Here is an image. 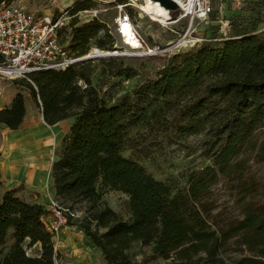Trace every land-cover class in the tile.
<instances>
[{
	"label": "trees",
	"instance_id": "16d2710c",
	"mask_svg": "<svg viewBox=\"0 0 264 264\" xmlns=\"http://www.w3.org/2000/svg\"><path fill=\"white\" fill-rule=\"evenodd\" d=\"M90 1L76 0L73 13L85 9ZM251 5L253 10L257 5L264 11V0H250ZM117 15L115 10L112 17ZM108 21L107 13L80 23L74 19L70 51L82 56L93 45L115 50L121 38L118 33L117 40ZM119 58L115 74L130 77L140 57ZM145 58L152 71L141 77L134 96L127 95L115 104L102 99L92 83L93 59L13 80L29 90L48 124L76 117L53 164L55 200L71 209L79 203L91 204L80 222L72 223L102 250L107 264H131L129 249L136 240L152 244L151 256L171 259L172 264H264V212L252 207L259 192L257 182L245 184V217L230 229L212 228L202 209V200L209 197L221 176L242 170L243 163L233 160L264 126V37L245 25L239 34L217 45ZM206 77L213 80L203 94L179 109L184 123L178 130L182 135L217 130L221 143L214 164L192 173L188 186L176 190L123 154L125 138L155 101L161 99L171 107L173 98L198 87ZM25 112V97L19 91L0 110V122L16 129ZM99 182L129 196V220L100 202ZM45 212L44 206L20 198L15 190L0 194V264H56L55 233L43 221ZM236 234L258 254L227 262L221 253L225 241ZM36 243L41 246L39 256L28 253Z\"/></svg>",
	"mask_w": 264,
	"mask_h": 264
},
{
	"label": "rangeland",
	"instance_id": "374dc122",
	"mask_svg": "<svg viewBox=\"0 0 264 264\" xmlns=\"http://www.w3.org/2000/svg\"><path fill=\"white\" fill-rule=\"evenodd\" d=\"M75 1L6 0L5 3L35 13L59 15L67 10H71L73 13L72 7ZM147 1L91 0L87 2L85 9H98L96 16L100 17L107 13L110 17L108 25L118 40L116 17L113 18L112 15L115 10L119 12L117 4L125 3V10L131 12L146 44L150 47L165 46V48H169L167 52L169 54L196 49L206 44L217 45L223 38L239 34L245 25L264 37V11H261L260 6L257 5V9L253 10L254 5L250 6V0H212L213 12L207 19L195 17L191 22V17L183 15L181 19L179 18L180 20L178 19L174 23L157 21L152 14L146 11ZM183 1L185 3L191 1V11L193 12L194 1ZM112 3L116 4L111 6ZM168 10L172 18H177L182 13L180 6ZM81 17L80 19L83 20L80 22L90 19V13H83ZM185 35L187 36L185 37ZM117 47L119 55L93 59L92 63L95 66L91 77L92 83L99 96L109 104L118 103L127 95L134 96L136 89L141 85V77L152 71L149 60L138 56L140 58L133 65L130 77L115 74L119 57L133 55L129 54L131 51L120 40L117 42ZM0 80V85H2V81L11 83L14 79L0 75ZM212 80V78L206 77L198 87L183 91L172 99L171 107L161 99L155 101L138 123L130 128L125 138L123 154L137 160L152 175L170 183L174 189L186 188L192 173L214 164V154L219 149L221 141L217 130L182 135L178 127L184 121H180L179 109L195 96L203 94L207 84ZM17 86L24 88L20 85ZM233 161H241L243 163L242 170L232 173L230 176H221L219 181L211 187L209 197L202 200L205 217L211 227L218 230L230 229L245 217L246 206L243 204L242 197L246 183L252 181L258 183L259 192L252 207L257 211L264 212V126L254 132L251 140ZM97 190L103 205L110 206L124 219H130L129 196L127 194L110 189L101 182L97 184ZM90 205L87 202L75 205V209L83 211L82 216L76 222H80ZM152 247V244L143 245L139 240L134 241L129 249L131 264H172L171 259L152 257ZM256 254H258V250L248 249L241 243L240 235L236 234L225 241L221 256L229 262L243 256Z\"/></svg>",
	"mask_w": 264,
	"mask_h": 264
},
{
	"label": "built area",
	"instance_id": "2783aa9c",
	"mask_svg": "<svg viewBox=\"0 0 264 264\" xmlns=\"http://www.w3.org/2000/svg\"><path fill=\"white\" fill-rule=\"evenodd\" d=\"M117 7L119 12L115 18L116 28L121 42L131 51L129 54L148 57L168 52L169 48L148 46L139 33L138 24L132 14L125 10L126 4L119 3ZM213 8L211 0H196L194 11H184V14L191 17V22L195 17L205 20L213 12ZM83 13H90L89 18H92L97 15L98 9H82L75 13L67 10L53 15L35 13L5 2L0 3V54L3 58L0 62V75L9 79L28 78L34 71L61 70L80 61L107 56L111 51L94 45L82 56H76L70 51L73 21L76 18L78 22L83 20L80 19ZM134 40L138 44H134ZM111 53L120 54L117 50ZM50 210L53 214L50 229L54 233L62 227L76 226L72 222L83 214L81 210L60 205L55 199L50 204ZM56 264L62 263L57 260Z\"/></svg>",
	"mask_w": 264,
	"mask_h": 264
},
{
	"label": "crops",
	"instance_id": "0c3cea01",
	"mask_svg": "<svg viewBox=\"0 0 264 264\" xmlns=\"http://www.w3.org/2000/svg\"><path fill=\"white\" fill-rule=\"evenodd\" d=\"M2 83L0 110L9 106L20 91L25 97L26 112L16 129L0 122V194L15 190L20 198L44 206L43 221L50 228L53 221L50 204L56 198L53 164L59 159L76 117L48 124L41 106L33 100L29 90L13 82ZM54 241L58 261L62 264H107L102 250L78 224L62 227ZM40 252L39 243L28 249L34 256H39Z\"/></svg>",
	"mask_w": 264,
	"mask_h": 264
},
{
	"label": "bare ground",
	"instance_id": "6f19581e",
	"mask_svg": "<svg viewBox=\"0 0 264 264\" xmlns=\"http://www.w3.org/2000/svg\"><path fill=\"white\" fill-rule=\"evenodd\" d=\"M180 8H182V13L177 18H172L170 16L169 10L162 5L158 0H148L146 11L159 21L160 23H174L179 18L181 19L184 14V11L189 13L191 11V1L189 3H185L183 0H175ZM196 3V0H193ZM192 12V11H191ZM179 19V20H180ZM185 42V41H184ZM134 44H138L136 40L133 42Z\"/></svg>",
	"mask_w": 264,
	"mask_h": 264
},
{
	"label": "water",
	"instance_id": "95a60500",
	"mask_svg": "<svg viewBox=\"0 0 264 264\" xmlns=\"http://www.w3.org/2000/svg\"><path fill=\"white\" fill-rule=\"evenodd\" d=\"M162 5H164L167 9L178 8L179 4L175 0H158ZM113 53H107V56H111Z\"/></svg>",
	"mask_w": 264,
	"mask_h": 264
}]
</instances>
